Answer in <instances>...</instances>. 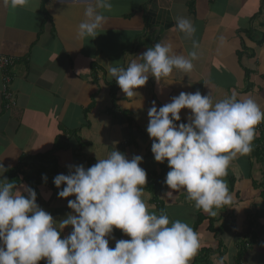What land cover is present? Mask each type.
I'll use <instances>...</instances> for the list:
<instances>
[{
  "label": "crops",
  "instance_id": "crops-1",
  "mask_svg": "<svg viewBox=\"0 0 264 264\" xmlns=\"http://www.w3.org/2000/svg\"><path fill=\"white\" fill-rule=\"evenodd\" d=\"M91 2L35 0L33 6L16 9L0 4V58L12 60L0 71V163L9 170L23 155L47 154L41 161L42 172L32 171L40 165L38 160L24 167L26 172L32 171L31 177L41 176V180L21 184L34 188L37 203L60 220L72 211L68 200L75 197L59 198L54 177L68 174L70 164L94 165L97 157L106 158L118 142L115 147L129 159L143 156L140 166L147 172V184H154L170 221L179 219L193 228L198 213L210 214L197 210L182 190L173 192L171 199L167 197L170 189L163 181L170 169L167 161H155L151 152L147 110L153 101L159 107L180 92L197 90L210 94L214 101L233 92L239 97L250 95L264 107V0H111L113 7L103 11L106 20L99 34L77 39V26ZM177 17L189 18L196 28L193 39L199 43L200 57L192 72L187 76L174 71L159 84L150 76L136 96L126 97L109 77L105 63L127 67L147 48L165 40L187 55L192 40L184 39L175 29ZM7 74L9 82L4 80ZM8 93L14 106L6 100ZM141 101L144 107L137 109L134 105L139 107ZM189 112L181 110V122H187ZM260 124L264 136V122ZM82 142L90 144L81 146ZM256 146L253 141L251 153L234 160L224 177L234 197L231 206L241 209L228 205L214 209V226L224 225L227 231L221 236L224 250L210 255L211 264L221 260L235 264L242 238L247 246L243 263L264 264V151L255 154ZM4 176L8 179L7 172ZM146 185L143 198L158 214ZM208 225L205 220L195 230L200 248L216 249L218 242ZM71 231V226L65 228L62 236ZM113 235L131 239L120 229H114ZM109 246L114 248L115 240L110 238Z\"/></svg>",
  "mask_w": 264,
  "mask_h": 264
},
{
  "label": "clouds",
  "instance_id": "clouds-1",
  "mask_svg": "<svg viewBox=\"0 0 264 264\" xmlns=\"http://www.w3.org/2000/svg\"><path fill=\"white\" fill-rule=\"evenodd\" d=\"M0 4L25 8L35 0H0ZM112 7L111 0L88 3L77 26V39L95 38L106 20L103 11ZM175 29L192 40L187 55L165 40L147 48L127 67L105 63L109 77L126 97L136 96L150 76L159 84L174 71L192 72L200 57L199 43L193 39L196 28L189 18L177 17ZM134 106L144 107L142 101ZM182 109L190 110L186 123L181 122ZM147 115L151 152L155 161H167L170 169L163 181L170 189L167 197L182 190L197 210L212 216L214 209L225 205L240 210L231 206L234 197L224 177L234 160L251 153L256 126L264 122V107L250 95L239 97L233 92L214 101L197 90L180 92L163 106L153 101ZM116 143L94 165L70 164L68 174L54 177L59 198L75 197L68 200L72 211L60 220L37 203L34 188L9 182L4 176L8 169L0 163V264H39L41 260L46 264H190L200 248L198 233L188 223L170 221L166 214L154 211L155 206L143 198L147 184V172L140 166L143 156L129 159ZM43 180L47 183L46 174ZM69 226L70 234L62 236ZM114 229L131 239H116ZM110 238L115 240L114 248L109 246Z\"/></svg>",
  "mask_w": 264,
  "mask_h": 264
},
{
  "label": "trees",
  "instance_id": "trees-1",
  "mask_svg": "<svg viewBox=\"0 0 264 264\" xmlns=\"http://www.w3.org/2000/svg\"><path fill=\"white\" fill-rule=\"evenodd\" d=\"M116 92V87H112V95L114 97ZM261 128H258V125L256 126V136L254 138V141H256V143L258 144V146H256V150H255V154L257 152L262 153L261 151H264V136L262 135L261 132ZM59 143V141H57V144ZM81 146L83 144L89 145L90 143L86 142V143H80ZM47 154H42V155H35V156H25L23 155L21 157L20 163L15 166L12 169H9L7 171V176H8V180L11 183H14L16 185L21 184L22 182L25 181H29V180H41V176H30L29 174L33 171V173H38V172H42L44 170V160L47 159ZM34 160H38V163L40 165H37L34 167V169L30 172H26L24 170V167H26L28 165V163L30 162L29 165H32L34 162ZM43 161V162H41ZM31 167V166H29ZM146 188L151 192L152 194V200L155 203L157 210H158V214L160 213H164L166 214V209H165V204L162 200H160L157 196V191L156 188L154 186V184L149 183L146 185ZM205 220H209V225H208V230L210 232H212L215 236V238L217 239V248L216 249H212L208 246H204L200 248V251L198 253V255L195 257L194 260V264H211L209 262V257L211 254H219V252L222 254L223 250H224V244L222 242L221 236L224 234V232L227 231V227H225L224 225H221L219 227H215L214 226V221L215 218L213 216H206V215H201L200 213H198V219L195 222L193 229L194 231L198 229L199 225H201ZM223 249V250H222ZM247 250V246H246V241L244 240V238L239 240L238 243V251H237V255H236V259H235V264H244L243 263V257L246 253Z\"/></svg>",
  "mask_w": 264,
  "mask_h": 264
},
{
  "label": "built area",
  "instance_id": "built-area-1",
  "mask_svg": "<svg viewBox=\"0 0 264 264\" xmlns=\"http://www.w3.org/2000/svg\"><path fill=\"white\" fill-rule=\"evenodd\" d=\"M11 64H12V60L10 58H8V57H1L0 58V70L1 71H5V69L8 68V66ZM4 80L6 82L10 81V77L8 74H7V76L6 75L4 76ZM6 100L10 101L11 106L14 105V102L12 100V96L9 93L6 95ZM258 128H261V124L258 125Z\"/></svg>",
  "mask_w": 264,
  "mask_h": 264
}]
</instances>
